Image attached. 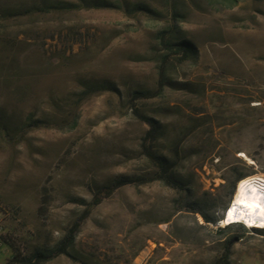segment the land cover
<instances>
[{
    "label": "rangeland",
    "instance_id": "rangeland-1",
    "mask_svg": "<svg viewBox=\"0 0 264 264\" xmlns=\"http://www.w3.org/2000/svg\"><path fill=\"white\" fill-rule=\"evenodd\" d=\"M107 1L0 0V234L24 255L55 247L99 187L153 176L137 107L187 189H118L83 222L73 256L42 264H264V232L219 230L189 209L222 213L240 174H264V0ZM65 2L81 5L46 9ZM171 28L196 56L164 48ZM161 67L162 92L132 103L158 87ZM87 84L105 89L82 99ZM30 119L49 126L20 135ZM12 255L0 239V263Z\"/></svg>",
    "mask_w": 264,
    "mask_h": 264
},
{
    "label": "trees",
    "instance_id": "trees-1",
    "mask_svg": "<svg viewBox=\"0 0 264 264\" xmlns=\"http://www.w3.org/2000/svg\"><path fill=\"white\" fill-rule=\"evenodd\" d=\"M96 4L93 5H100L104 7H110L113 6V4L107 0H94ZM231 4H236L240 0H228ZM83 7L90 6L89 0H82ZM66 4H51L50 6L46 7V9L54 8H67L72 9L75 7H78L81 4H75L72 2H65ZM45 9V8H44ZM39 10H43L40 8ZM31 10H26V12H29ZM176 10H174V14H176ZM14 14H22V11H17ZM12 14V15H14ZM3 15L9 16V14L5 13ZM171 32L172 35L174 33V28L165 30L161 33L160 36V43L166 48L170 53H175L181 55L182 59L186 60L189 58H192L193 56L197 55V48L195 44L189 40V39H181V40H174L173 36H166L167 32ZM170 53L164 55V59L162 62H166V56H168ZM166 81V74L164 71V68L161 67L160 69V77H159V84L158 87L155 90H136L132 93V103H135L137 99L142 98H151L158 96L163 88ZM102 89H105V86H98L95 84H87L86 88L81 92L82 99L88 98L90 95L97 93L101 91ZM135 112L137 115L146 123H148L151 126V129L147 133V139L150 141L149 144L144 143V150L149 157V159L155 164L157 167V171L155 174L151 177H129V176H121L114 180L113 182L99 187L93 195L92 201L88 204L87 209L84 211V213L78 218V220L69 228L61 242L55 246V247H41L37 246L33 249V251L29 255H24L20 249L16 246L15 242H12L11 240H8L5 236L0 234V239L7 243L10 248L13 250V255L11 258L6 262V264H12L13 262H18L21 264H42L45 261L54 259L58 257L61 254H66L68 256H73V254L70 251V248L74 247L77 235L80 231V227L83 224V222L88 218L91 211L98 206L100 203H102L105 199L111 197L118 189L125 187L127 185H140L143 183H147L150 181L159 180L162 181L164 184L179 189L181 191H185L187 188L185 185L181 182V180L176 176L175 174V163L172 162L170 159H168L164 155L158 154L152 146V142L158 138L160 135V127L157 124V122L154 120V118L145 115L141 112V109L135 107ZM79 117L74 116L68 119L71 127H75L78 124ZM55 124L57 127L63 128L61 125ZM52 125V124H51ZM41 126H49L48 122L41 120V119H30L26 125L23 127V129L20 132V135H25L27 131L34 127H41ZM241 178H243V174H240L233 182L231 192H230V198L223 209L222 213H216L214 208L215 204H208L206 202L201 201H195L191 203V206L189 207L190 211H193L194 213L200 214L204 221L208 224H212L217 227L219 230L223 231H237L241 232L242 234L246 233L247 231H251L253 233H262L264 232L263 228H252L249 229L242 223H229L225 226H221V221L224 218L225 212L229 208L230 202L232 200V196L235 192V187L237 181H239Z\"/></svg>",
    "mask_w": 264,
    "mask_h": 264
},
{
    "label": "bare ground",
    "instance_id": "bare-ground-1",
    "mask_svg": "<svg viewBox=\"0 0 264 264\" xmlns=\"http://www.w3.org/2000/svg\"><path fill=\"white\" fill-rule=\"evenodd\" d=\"M264 178L263 174H259ZM257 175L241 179L226 211L227 221L243 220L247 228H264V184L256 182Z\"/></svg>",
    "mask_w": 264,
    "mask_h": 264
},
{
    "label": "built area",
    "instance_id": "built-area-1",
    "mask_svg": "<svg viewBox=\"0 0 264 264\" xmlns=\"http://www.w3.org/2000/svg\"><path fill=\"white\" fill-rule=\"evenodd\" d=\"M255 175H257V177H256V182L258 183V184H264V178L263 177H261V176H258L259 174H255ZM264 175V174H263ZM233 202V201H232ZM231 202V203H232ZM225 215H226V212H225ZM224 215V218H223V220L221 221V225L222 226H225V225H227L228 223H230L231 221H227V217ZM237 221V220H236ZM237 223H242L243 225H246V227H247V223L245 222V221H243V220H240V221H237ZM255 228H256V226H255Z\"/></svg>",
    "mask_w": 264,
    "mask_h": 264
},
{
    "label": "crops",
    "instance_id": "crops-1",
    "mask_svg": "<svg viewBox=\"0 0 264 264\" xmlns=\"http://www.w3.org/2000/svg\"><path fill=\"white\" fill-rule=\"evenodd\" d=\"M9 257V256H8ZM8 257L6 258V260L8 259ZM0 264H2V263H0Z\"/></svg>",
    "mask_w": 264,
    "mask_h": 264
},
{
    "label": "clouds",
    "instance_id": "clouds-1",
    "mask_svg": "<svg viewBox=\"0 0 264 264\" xmlns=\"http://www.w3.org/2000/svg\"><path fill=\"white\" fill-rule=\"evenodd\" d=\"M256 228H258V227H256ZM264 229V228H263Z\"/></svg>",
    "mask_w": 264,
    "mask_h": 264
}]
</instances>
